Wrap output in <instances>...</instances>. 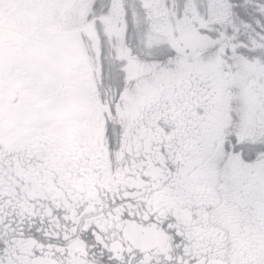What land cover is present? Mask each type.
<instances>
[{"label": "snow or ice", "instance_id": "6c2138e0", "mask_svg": "<svg viewBox=\"0 0 264 264\" xmlns=\"http://www.w3.org/2000/svg\"><path fill=\"white\" fill-rule=\"evenodd\" d=\"M0 264H264V0H0Z\"/></svg>", "mask_w": 264, "mask_h": 264}]
</instances>
